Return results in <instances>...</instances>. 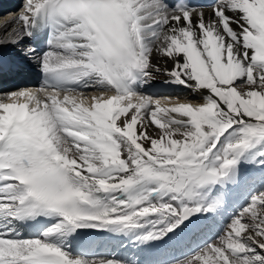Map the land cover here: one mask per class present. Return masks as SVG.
Wrapping results in <instances>:
<instances>
[{
  "label": "snow or ice",
  "instance_id": "1",
  "mask_svg": "<svg viewBox=\"0 0 264 264\" xmlns=\"http://www.w3.org/2000/svg\"><path fill=\"white\" fill-rule=\"evenodd\" d=\"M0 33L41 76L0 89V264H264V0H23Z\"/></svg>",
  "mask_w": 264,
  "mask_h": 264
},
{
  "label": "bare ground",
  "instance_id": "2",
  "mask_svg": "<svg viewBox=\"0 0 264 264\" xmlns=\"http://www.w3.org/2000/svg\"><path fill=\"white\" fill-rule=\"evenodd\" d=\"M20 9H21V7L19 9H17L18 12L9 11L7 13L8 15H6V16L0 15V28H2V26L7 24L9 21L15 20ZM0 35H2V33H0ZM29 44H31L30 41H25L23 44V47H27V46H29ZM0 53H5V54L9 55V57L15 63V67L12 70L13 76L9 82V85H11L12 87L8 90H14L17 87H30V88L35 87L34 84L25 83V79H24L23 75L21 74V72L18 69H16V66L18 64H26L30 68L36 70L35 65H33L32 63H30L29 61H27L26 59H24L21 56V48L20 47H13L11 45H7V46L0 48ZM148 91H150L152 93H156L158 95H163L165 93H172L173 92V90L171 88L159 86L158 82H157V86L148 89ZM175 102H177V101H173V103H175ZM242 202H243L242 200H237L236 204H234L233 206L236 207Z\"/></svg>",
  "mask_w": 264,
  "mask_h": 264
}]
</instances>
